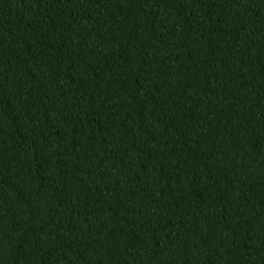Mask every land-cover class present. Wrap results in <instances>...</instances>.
Listing matches in <instances>:
<instances>
[{"label":"trees","instance_id":"trees-1","mask_svg":"<svg viewBox=\"0 0 264 264\" xmlns=\"http://www.w3.org/2000/svg\"><path fill=\"white\" fill-rule=\"evenodd\" d=\"M0 264H264V0H0Z\"/></svg>","mask_w":264,"mask_h":264}]
</instances>
